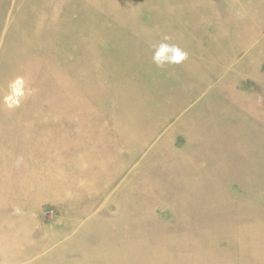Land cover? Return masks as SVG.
<instances>
[{
  "label": "rangeland",
  "instance_id": "rangeland-1",
  "mask_svg": "<svg viewBox=\"0 0 264 264\" xmlns=\"http://www.w3.org/2000/svg\"><path fill=\"white\" fill-rule=\"evenodd\" d=\"M149 133L97 196L23 184ZM0 264H264V0H0Z\"/></svg>",
  "mask_w": 264,
  "mask_h": 264
},
{
  "label": "crops",
  "instance_id": "crops-1",
  "mask_svg": "<svg viewBox=\"0 0 264 264\" xmlns=\"http://www.w3.org/2000/svg\"><path fill=\"white\" fill-rule=\"evenodd\" d=\"M153 133H149L143 142L133 145H110L109 142L103 141L100 145H66L65 141H61L60 145H27V149L33 153V156L29 153L28 155L35 159L22 163L26 166L25 179L22 183L26 188H30L38 181L36 180L38 174L44 175L45 172L46 175L52 172L49 168L53 167L56 178L42 177L43 179L40 181L42 189L48 190L50 180H52L51 182L56 181V188L59 193H63V195L59 194L62 197L80 199L97 196L98 194L87 193L98 190L97 185H90L93 181H98L96 176L102 175L103 179H100V176L99 180L106 183L117 181L124 173L125 167L130 164V150L146 148L154 139L155 134ZM49 157L52 158L51 162L45 160ZM35 164L39 166L35 168ZM15 172L18 170L15 169ZM15 172L10 170L11 174L8 176L16 175ZM92 175L94 177L89 178ZM53 184L55 185V183Z\"/></svg>",
  "mask_w": 264,
  "mask_h": 264
},
{
  "label": "clouds",
  "instance_id": "clouds-1",
  "mask_svg": "<svg viewBox=\"0 0 264 264\" xmlns=\"http://www.w3.org/2000/svg\"><path fill=\"white\" fill-rule=\"evenodd\" d=\"M169 39V37H165L164 41L154 47L152 62L158 68H164L170 64H178L187 59V52L175 44L167 43L166 41Z\"/></svg>",
  "mask_w": 264,
  "mask_h": 264
},
{
  "label": "bare ground",
  "instance_id": "bare-ground-1",
  "mask_svg": "<svg viewBox=\"0 0 264 264\" xmlns=\"http://www.w3.org/2000/svg\"><path fill=\"white\" fill-rule=\"evenodd\" d=\"M15 90H18V88H16Z\"/></svg>",
  "mask_w": 264,
  "mask_h": 264
}]
</instances>
